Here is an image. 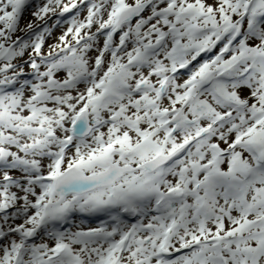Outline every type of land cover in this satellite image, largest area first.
Instances as JSON below:
<instances>
[{"label":"rangeland","instance_id":"obj_1","mask_svg":"<svg viewBox=\"0 0 264 264\" xmlns=\"http://www.w3.org/2000/svg\"><path fill=\"white\" fill-rule=\"evenodd\" d=\"M76 1L0 0V92L6 94V100L13 104V116L19 117L18 125H26L27 116L40 113L39 106L34 110L29 108L36 105L29 103L28 99L35 96L34 89L27 86L25 92L18 94L17 98L14 93L24 83H32L39 75L38 72H42L39 69L41 65L60 57L48 69L56 71L59 66L64 68L57 75L61 86L49 89L48 93L53 92L52 98L59 96L55 105L68 111L64 102L70 105V99L82 88L66 89V85L74 82L68 78V74L72 70H80L86 75H92L88 81L96 80L93 75L99 67L98 63L92 61L94 67L91 68L85 60L98 58L102 49L104 58L120 59L121 55L115 54V51L120 46L116 42L121 36L125 37L124 43L129 45L128 52L137 53L134 58L144 53L145 48L148 49L145 55L152 62V71L187 70L182 69L183 72L176 78L178 86L161 84L156 87L154 99L161 101L152 113L139 118L136 111L135 119L131 118L132 113H135L134 108L132 113H124L123 116L136 121L130 128H119L116 138L109 135L111 131L102 130L98 133V125H92L89 120L92 112L85 108H72L69 112L70 121L62 128L68 137L75 140L87 139L94 133L103 136L105 141L114 140V143L127 141L132 131L135 135L132 132L131 140H146L143 133L149 134L156 129L159 133L154 137L155 141L174 134L175 146L171 147V151L152 150L141 160L136 159L134 150L123 148L119 156L124 160H119L106 155L101 147L93 146L87 155L90 158L97 157V166L93 171H85L76 166L83 155L74 157L72 153L62 156L61 150L68 149L72 143V140L63 137L59 141L61 150L48 161L53 164L45 170L47 174L37 168L32 175H24L13 170L16 164L12 163V159L5 158L2 161L0 176H24L31 180L43 178L41 185L20 184L19 190L35 187V194H38L36 198H41V204L47 209L61 208L63 199L73 194L80 195L77 192H84L81 196L96 192L98 197L113 199V204L97 211L106 214L98 222L97 229L102 230L105 223L113 221L105 226L107 234L102 232L98 241L93 242L101 244L100 249L105 252L103 258L96 257L98 254L95 253L89 254V247L85 244L89 240L79 243L78 240H72V234L66 233H61L57 239L53 238L60 222L67 224L76 221L79 227L72 229L73 233L82 232L85 238L93 232L91 213L71 208L62 214L49 213L51 219L45 224L46 234L43 236L41 252L49 253L50 258L47 261L40 259L38 264H141L143 261L147 262L145 264H161L156 259L161 250L179 254L182 261L179 258L173 264H264V257L260 262L255 261L256 256L264 254V169L259 170V163H264V0H115L105 14L96 10L91 13L86 5L73 8V11ZM90 1L93 3L95 0ZM39 5L43 8L32 15L31 7ZM149 7L158 16L154 17L151 25L140 27V36L147 37L140 41L135 36L139 26L137 20ZM54 15V23L50 24L48 30L61 23L55 39L46 40L41 34L35 38L34 33H30L25 43L22 39L25 30L44 23L46 18ZM59 17L64 21L60 22ZM89 21L97 23L99 29L104 30L97 33L93 41L80 35V29L86 27ZM155 31L159 32L154 34ZM30 43L34 44L29 46ZM106 47L109 49L106 50ZM154 54L156 56L152 57ZM40 57L49 58L46 62L39 60ZM70 59H81L84 62L71 61L66 64L65 61ZM157 61L160 65H157ZM137 62L144 64L147 60L141 57ZM112 76L110 83L124 78L116 74ZM48 81L43 79L40 83ZM94 84L85 87L83 91L94 90ZM148 84L139 82L135 87L144 88ZM129 92L132 94L136 90L130 89ZM219 97L224 98L226 105H240L245 109L250 122L246 125L233 122L230 127L221 128L224 125L222 123L232 119L234 114L223 115L221 106L215 103ZM105 99L107 104L103 110L116 111L117 108L111 107L115 105L113 97L106 95ZM75 105L76 102L70 106ZM214 112L218 113V120L222 117L225 120L221 119L222 125L210 131L214 123L203 120L201 116ZM43 116L49 119L55 114L50 112ZM156 116L162 119L154 120ZM108 118L105 115L100 118V122L108 123ZM161 128H165V131ZM180 129L184 133L193 130L194 135L190 138L188 135L182 137L184 133L179 134ZM200 140L205 141L202 147L199 145ZM4 149L0 145V150ZM174 154L175 158L172 159ZM179 159L185 161V167L181 166L179 172L174 173L173 168ZM207 167L200 178L194 176L200 169ZM72 168L76 172L72 174L71 180L58 187L60 193L71 191L62 198L54 188V180ZM119 174L111 184L117 188L113 195L107 186L88 190L109 182ZM143 175L150 179L140 193L128 194L124 198L118 196L124 189L122 178L126 182H138ZM190 179L194 183L187 188L185 183ZM200 179L205 182L202 183ZM1 189L3 186L0 184ZM4 194L0 192V202ZM9 195L12 196L11 193ZM163 195H168L174 204L167 208L163 202V213L159 215L157 203ZM186 195H189L187 205H183L180 201ZM97 196L94 201H97ZM36 198L32 201L34 205L39 203ZM174 205H178V208H172ZM72 212L81 215L79 222L75 218L69 219ZM16 215H21V212ZM139 215L147 219L138 226L141 232H137L135 240L128 243L133 229L126 228L118 233L116 225L121 217L138 218ZM31 217L32 214H27L26 221L19 224L25 229L22 231L24 244L39 240L40 227L38 222L35 224L29 221ZM42 218L38 217V221ZM146 238H151L156 244L144 243ZM104 239L107 245L102 242ZM116 240L118 245L114 244ZM137 249H141L143 260H140L141 255L139 257L135 253ZM59 254L64 259H58ZM9 256L13 264H22L16 253H10ZM6 258V255L3 256V259Z\"/></svg>","mask_w":264,"mask_h":264},{"label":"bare ground","instance_id":"obj_2","mask_svg":"<svg viewBox=\"0 0 264 264\" xmlns=\"http://www.w3.org/2000/svg\"><path fill=\"white\" fill-rule=\"evenodd\" d=\"M115 0H95L93 3H91L90 0H77L75 7H72V10L81 8V6L86 5V7L89 8L90 12L92 13L93 10L99 11L102 14H105L113 4ZM44 3H47V1H44ZM42 6L37 7H31L32 15L37 14V12L42 9ZM74 8V9H73ZM70 14V13H68ZM66 14V16H69ZM158 16L156 12H153L151 7L148 9H145L144 13L141 14L139 19L137 20L139 23L138 30L136 31V37L137 40L143 41L144 39H147V37L140 36L139 30L140 27L143 28V26H148V24L151 25V23L154 20V17ZM66 18V17H65ZM60 22L64 21L61 17L58 18ZM55 15L54 17H48L45 19L44 23H40L32 27L31 29L25 30L23 33V40L25 43H27L29 39V34L34 33L33 37H37L38 35H42V38H45L46 40L49 39H55L57 36V28L60 24H58L55 28L49 29L50 24L54 23ZM67 21V19H66ZM156 28V27H155ZM99 30V31H98ZM104 31L102 29H99L97 26V23L93 21H89L88 25L86 27H82L80 29V35L87 37L90 40H95L96 34ZM159 31H155L154 34H157ZM162 36V35H160ZM150 37V36H149ZM148 37V38H149ZM123 36L119 37L118 41L116 43L120 44L119 48L115 51V54H120V59H111L107 57H103V49L99 51V57L96 59H89L85 60V63H89L90 67L93 68L94 64L92 61L95 60V63L99 65L98 69H95V73L93 77L96 78L92 79L93 81H88L87 79H90L92 75L88 74L86 75L84 72L80 70H72L71 73L68 74L69 79H73L74 82L70 85H66V89H74L78 86H82L80 91L76 94V96L72 97L70 100L72 105L74 102H76V105L74 107L70 106L68 103H65V106L67 107L68 111H64L55 105V102L58 101L59 96H56V98H52L51 94L48 93L49 89H58L61 84L59 83V80L57 78L58 71H63L64 68L62 66H59V69L56 71H49L50 67H53L54 62L57 60H60V57L58 59H55L54 61L50 60L48 61L49 57H46L44 59H40L41 61H46L44 65H41L39 67L42 72H38L39 75H37L36 78L32 80V83H24V86H22L19 91L14 93V96L16 95V98L19 97L18 94H22L25 92V89L30 87L31 89L35 90V96L29 99V103H34L36 105L29 107L30 109L34 110L36 106H39L40 113L37 114H31V116H27V124L26 125H18L17 120H19V117L13 116L14 110H13V104L10 102V100H6V97H8L6 94H3L0 92V145L2 147H5L3 151L0 150V168L2 167V161L5 160V158H10L13 160L12 163L16 164L13 170L18 171L19 173H25L32 175L34 172V169H42L44 170V174H47L48 172H45L47 168H51L53 162L51 161L54 158V155L57 154L58 150L60 151V145L59 141L62 140L63 137H67L68 139L72 140V143H70V147L68 149H62L61 154L64 157L66 154H72L82 157L79 161H77L76 166L78 168L83 169L85 171H93L95 170V167L97 165V157L88 156L91 148L93 146H99L102 149H104V152H106V155H109L111 157L118 158L119 160H124L123 158H120V150L123 148H131L135 152L136 159H144L147 154L156 149H162V151H171V147L175 146V137L174 134L166 136L163 140L155 141V136L159 133L158 130H154L153 132L147 134L144 132L143 134L146 136V140H131V134L132 132L135 135V132L132 131L130 133V137L127 139V141L123 143H114L111 140L110 142L105 141L100 134H94L92 133L87 139H73L71 137H68L66 133H64V127H66L67 123H69V112L72 111V108H85L89 112H92L89 116L90 123L92 125H98L97 131L101 132L102 130L111 131L109 134L110 136L117 137V131H119V128L127 127L130 128L131 124H133L136 120L135 115L136 111L137 114H139V118H143L147 116L148 114L152 113L153 110L159 107V103L161 100H155L156 95V87H158L161 84L169 85L171 84L172 87L175 85L178 86L176 78L178 75H180L183 70H187L186 68L182 70H175L170 71L169 69H161L160 71H152L150 68V64L152 62H149V58L146 57V53L148 52V49L145 48L144 53H140L134 58L135 54H137L135 51L128 52L129 45L124 43ZM24 43V44H25ZM34 43H30L29 46L33 45ZM109 47H106V50H108ZM130 50V49H129ZM158 54V51L155 53ZM153 55L152 57L156 56ZM128 55H131L130 58H127ZM146 59L147 62L144 64H140L137 62L138 58ZM75 62V63H83L84 61L79 60H73L70 59V61H65L67 64L68 62ZM64 63V64H65ZM60 65V63H58ZM136 64L135 66L139 65V67L132 65ZM157 65H160V62L157 61ZM164 65V61H163ZM177 65V64H176ZM49 68V69H48ZM132 70V71H129ZM150 70V71H149ZM149 71L148 73H146ZM93 72V70L91 71ZM85 74V75H84ZM116 74V76L124 77L122 79H119L116 83H110L109 79H112V75ZM43 79H48L49 81L45 84L40 83ZM139 82L144 83H150L148 86L141 88V87H135V85ZM95 83V84H94ZM91 84H94V90L91 91H83L86 88H88ZM57 86V87H56ZM130 89H135L136 92L130 93ZM106 95H111L113 97V102L115 105H112L111 107L117 108L116 111H113L114 109H110L109 111L103 110V108L106 106ZM202 96V95H201ZM205 96V95H204ZM216 104H219L221 106V112L225 114L232 113L234 116L232 119H227L225 123L221 124V119H224L222 117L218 120V113L214 112L211 114H207L205 116H201L203 120L213 122L214 125L210 127V131L212 129H217V125H222L221 128L230 127V125L233 124V122H242L243 125H246L250 122V120L245 115V109H243L240 105H226L224 98L219 97L216 98ZM139 107H143L140 109ZM184 107V106H183ZM133 108L135 110V113H132ZM132 109V110H130ZM52 112L55 114L53 118H45L43 115L46 113ZM131 112V118L134 117L133 120H129L128 116H123L124 113ZM107 115L109 118V121L106 122H100V118ZM222 115V116H223ZM169 116V113H167V117ZM23 117H21L22 119ZM123 118V120H121ZM137 119V118H136ZM162 117H154V120L160 121ZM15 124H12V123ZM132 128V127H131ZM160 130H164L165 128H161ZM175 132V131H174ZM184 133L183 129L179 130V134ZM142 134V135H143ZM188 135V137H192L194 135V131L190 130V132H185L182 134V137ZM227 135L226 137H228ZM175 139V140H174ZM205 144L204 140H200L199 145L201 147ZM71 157V156H70ZM175 158V154L173 155L172 159ZM92 159V161H90ZM11 160V161H12ZM133 161V159H131ZM24 164V165H23ZM22 165V167H20ZM184 165V166H183ZM185 167V161L184 160H177L174 173L179 172V169L182 167ZM211 166V165H210ZM200 169V171L196 172L194 175L195 177L200 178L202 174L205 173L206 169ZM192 171H194L192 169ZM213 177V174L210 175V179ZM122 184L124 189L123 191L118 194L119 197L124 198L125 195L128 194H137L140 193L143 190V186L145 183L150 179L149 176L143 175L140 180L137 181H130L126 182L125 178H122ZM42 179H36L31 180L27 177H13L10 175H4L0 176V184L3 186V189H1V193H5L1 202H0V264H9L12 263V259L10 258V253H16L18 256L19 263L22 264H38L39 260H45L50 258L49 253L41 252L43 249L41 246L43 241V236L46 234V228L45 224L49 222L51 219L50 214H62L67 211V209L71 208H78V209H84L88 211L89 213L94 214L96 213L100 208L107 207L108 205L113 204V199H107V198H101L98 197L95 193H86V195H70L63 199L61 208H54L51 207L50 209H47L42 203L41 198H36L38 194H35L36 190L30 189L21 191V185H31V184H42ZM201 180V179H200ZM199 180V181H200ZM13 182L10 184V182ZM202 183L205 182V180H201ZM193 179L188 180L185 183V186L189 188L191 184H193ZM139 188V191H136V189ZM9 193L12 194L9 195ZM98 197L97 201H94L95 197ZM164 197L160 199L158 205L159 211L158 214L162 215V203L165 202L167 204V208L171 207L173 205L174 201L170 200V197L168 195H163ZM189 195L184 196L180 203L183 205H187V199ZM36 198L39 203L38 205H34L32 203L33 199ZM115 199V198H114ZM163 203V204H165ZM196 203V202H195ZM179 205V204H178ZM178 205L172 206V208H178ZM189 205V204H188ZM165 206V205H164ZM110 207V206H109ZM19 212H21V215H16ZM50 213V214H49ZM27 214H32V217L29 221H32L33 223L37 224L40 227V236L39 240L37 242L24 244V234L22 231H24V226H19L21 222H25L27 218ZM38 217H43L41 220L38 221ZM68 217H72L79 220L81 219V215L79 213L69 215ZM147 218H141L138 223L128 222V223H122L121 225H118V233L123 232L126 228L133 229L130 231L128 243H131V241L134 239V236H136L137 232L140 233L141 229L138 228L140 224L144 223ZM81 223V222H80ZM112 224L111 222H108L104 224V228L102 230L97 229L98 223L92 222L91 228H93V232L88 233V236L83 237L82 232H76L73 233L70 231V235H73V239L79 243H83L86 240H89V243H85L89 248L88 252L89 254H98L96 257L103 258L105 255V252H103L101 248V244H95L96 241H98V237L102 232L106 233L107 228L105 226ZM79 227V224L77 223V228ZM76 228V229H77ZM110 229V228H109ZM75 230V228H73ZM95 231V232H94ZM110 231V230H109ZM107 234V233H106ZM59 233H56L53 238L57 239L59 238ZM85 238V239H84ZM135 240V239H134ZM20 242L15 244L14 242ZM101 241V240H100ZM95 242V243H93ZM104 245H107V240H102ZM144 243L154 245L156 244V241L152 240L151 238H146L143 240ZM118 241L116 240L114 242L115 245H118ZM24 244V245H23ZM154 250H156V247H154ZM83 252L84 250H80ZM137 256L140 257L142 254L141 249H137L136 252ZM7 256L6 259H3V256ZM262 257H264V254H259L258 257L256 256L255 261L260 262L262 260ZM58 259L62 260L64 259L63 255L59 254ZM54 259L53 261H55ZM142 255H141V259ZM52 261V262H53ZM179 261H182V258H180ZM146 261H143L145 264ZM54 263V262H53ZM141 263V264H143ZM147 263V262H146ZM13 264V263H12ZM258 264V263H256Z\"/></svg>","mask_w":264,"mask_h":264},{"label":"water","instance_id":"obj_3","mask_svg":"<svg viewBox=\"0 0 264 264\" xmlns=\"http://www.w3.org/2000/svg\"><path fill=\"white\" fill-rule=\"evenodd\" d=\"M75 172H76L75 169L72 168V169L66 171L65 173H63L61 176H58V177L54 180V185H55L54 188L57 190L58 193H60L58 187H59L62 183L64 184V183H66L67 181L71 180V178L73 177L72 174L75 173ZM119 176H120V174H119L118 176L116 175V177H115L114 179L110 180L109 182H107V183H105V184H99V185L93 186V187L89 188L88 190H92V189H95V188H99V187L107 186V187L109 188V190H110L111 195H113V193L117 190V188H116L114 185H111V184H112V182H113L115 179L117 180V178H118ZM70 192H71V191H69V192H63V193H60V195H61V197L63 198V197H65L67 194H70ZM77 193H78V194H83L84 192H77Z\"/></svg>","mask_w":264,"mask_h":264}]
</instances>
